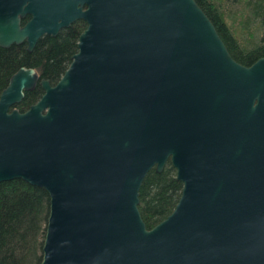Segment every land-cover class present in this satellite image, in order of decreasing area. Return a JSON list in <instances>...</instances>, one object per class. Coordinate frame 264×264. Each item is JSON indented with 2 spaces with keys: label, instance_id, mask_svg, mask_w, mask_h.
<instances>
[{
  "label": "water",
  "instance_id": "water-1",
  "mask_svg": "<svg viewBox=\"0 0 264 264\" xmlns=\"http://www.w3.org/2000/svg\"><path fill=\"white\" fill-rule=\"evenodd\" d=\"M77 17L54 83L20 66L0 91V181L48 195L40 264H264V55L234 60L195 0H0V46ZM167 160L180 192L148 228L138 188Z\"/></svg>",
  "mask_w": 264,
  "mask_h": 264
},
{
  "label": "trees",
  "instance_id": "trees-1",
  "mask_svg": "<svg viewBox=\"0 0 264 264\" xmlns=\"http://www.w3.org/2000/svg\"><path fill=\"white\" fill-rule=\"evenodd\" d=\"M214 25L231 57L249 64L264 55V0H195ZM244 14L238 21L235 14ZM253 26L257 33L242 40L235 32ZM237 31V30H236ZM73 33L43 34L30 51L25 43L0 46V91L19 66H31L39 77L55 82L66 68L75 48ZM42 90L39 85L24 91L13 106L22 111ZM181 183L167 160L157 172L151 167L138 188L137 207L146 227L164 218L173 208ZM48 213L44 188L21 178L0 181V264H40L41 244Z\"/></svg>",
  "mask_w": 264,
  "mask_h": 264
},
{
  "label": "flooded vegetation",
  "instance_id": "flooded-vegetation-1",
  "mask_svg": "<svg viewBox=\"0 0 264 264\" xmlns=\"http://www.w3.org/2000/svg\"><path fill=\"white\" fill-rule=\"evenodd\" d=\"M85 7V5H82V7L81 8H84ZM29 18V14H25L21 19H20V23L22 24L25 20H27ZM85 26H86V22H85V20L83 19V18H81V17H77V18H75V19H73L72 21H70L66 26H62V27H60L59 29H58V31L56 32V34L59 32V31H63V33L64 32H67V31H70V32H72L73 33V36H74V43H75V48H74V50L70 53V60H71V55L76 51V41H77V38H78V35H79V33L85 28ZM43 34H47V33H43ZM42 34V35H43ZM55 34V35H56ZM41 35V36H42ZM47 35H51V34H47ZM55 35H51V36H55ZM40 36V37H41ZM38 40V39H37ZM22 42H24V41H22ZM22 42H20V43H22ZM25 43V42H24ZM36 43V42H35ZM15 44H19V43H15ZM10 45V44H9ZM8 45V46H9ZM35 45V44H34ZM3 47V46H2ZM7 47V46H6ZM25 48H26V44H25ZM33 48V47H32ZM27 50V49H26ZM27 51H30V50H27ZM69 60V61H70ZM69 63V62H68ZM68 65V64H67ZM20 67V66H19ZM26 67H31V66H26ZM67 67V66H66ZM37 71V70H36ZM64 71V70H63ZM13 73V72H12ZM38 73V72H37ZM62 74V73H61ZM38 78H43V77H39V74H38ZM59 78V77H58ZM47 79V78H46ZM8 81V80H7ZM50 82V81H49ZM54 83V82H53ZM6 85V84H5ZM36 85H39L38 83H36L35 84V86ZM34 86V87H35ZM33 87V88H34ZM40 87V86H39ZM32 88V89H33ZM41 88V87H40ZM29 90H31V89H29ZM42 90V89H41ZM24 91H27V90H24ZM24 91H23V94H24ZM23 97V96H22ZM21 100V99H20ZM19 102V101H18ZM17 103V102H16ZM15 104V103H14ZM31 104V103H30ZM12 107H15V106H13L12 105ZM28 107V106H27ZM26 109V108H25ZM24 109V110H25ZM20 111V110H19ZM23 111V110H22Z\"/></svg>",
  "mask_w": 264,
  "mask_h": 264
},
{
  "label": "rangeland",
  "instance_id": "rangeland-1",
  "mask_svg": "<svg viewBox=\"0 0 264 264\" xmlns=\"http://www.w3.org/2000/svg\"><path fill=\"white\" fill-rule=\"evenodd\" d=\"M243 16H244V14H240L239 12H237L235 14V19L238 20V21H240V20L243 19ZM235 32L237 33L238 36H240V38L242 40H244V39L247 40V39L250 38V36L251 37L254 36L257 33V30H255L254 27L253 26H250V25H249L248 29H244V30L238 29V26H237V27H235Z\"/></svg>",
  "mask_w": 264,
  "mask_h": 264
}]
</instances>
